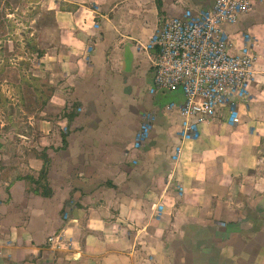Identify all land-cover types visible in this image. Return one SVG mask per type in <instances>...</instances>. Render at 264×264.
Instances as JSON below:
<instances>
[{"label": "crops", "instance_id": "0c3cea01", "mask_svg": "<svg viewBox=\"0 0 264 264\" xmlns=\"http://www.w3.org/2000/svg\"><path fill=\"white\" fill-rule=\"evenodd\" d=\"M51 2L29 143L3 138L21 137L5 107L23 99L0 81V264H264V0L224 26L233 54L248 35L255 56L240 123L220 111L195 138L183 91L151 92L145 47L215 0Z\"/></svg>", "mask_w": 264, "mask_h": 264}, {"label": "built area", "instance_id": "2783aa9c", "mask_svg": "<svg viewBox=\"0 0 264 264\" xmlns=\"http://www.w3.org/2000/svg\"><path fill=\"white\" fill-rule=\"evenodd\" d=\"M250 9L249 0H215L210 9L184 12L163 23L145 47L155 55L151 92L182 90L185 94L182 114L188 138H195L197 126L220 111L229 113V123H240V106L249 99L255 56L248 35L243 39V53L233 54L224 26L236 24ZM150 120L137 135L136 148L149 137Z\"/></svg>", "mask_w": 264, "mask_h": 264}, {"label": "rangeland", "instance_id": "374dc122", "mask_svg": "<svg viewBox=\"0 0 264 264\" xmlns=\"http://www.w3.org/2000/svg\"><path fill=\"white\" fill-rule=\"evenodd\" d=\"M51 4V0H0V61H3L0 65V81L7 80L5 91L11 85V95L15 93L24 101L19 99L17 107L21 105V109L16 112L12 102L7 100L5 121L8 125L10 118L8 126L15 124L16 130L21 131V137L6 133L3 136L6 141L23 144L30 142V134L27 132L30 126L29 81L36 79L35 75L39 76V83H43L39 85L40 93L44 95L38 103L40 111L46 105L47 73L41 67L36 68V64H40L41 53H44L47 45V30L54 24ZM24 97H28L27 103ZM41 137L39 135V139ZM19 152L24 153L22 150Z\"/></svg>", "mask_w": 264, "mask_h": 264}, {"label": "trees", "instance_id": "16d2710c", "mask_svg": "<svg viewBox=\"0 0 264 264\" xmlns=\"http://www.w3.org/2000/svg\"><path fill=\"white\" fill-rule=\"evenodd\" d=\"M41 56H43V53H41Z\"/></svg>", "mask_w": 264, "mask_h": 264}]
</instances>
